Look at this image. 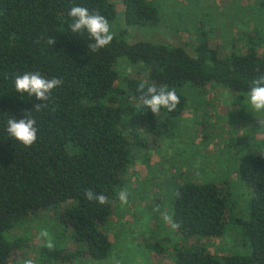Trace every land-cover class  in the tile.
Here are the masks:
<instances>
[{
    "label": "trees",
    "instance_id": "trees-1",
    "mask_svg": "<svg viewBox=\"0 0 264 264\" xmlns=\"http://www.w3.org/2000/svg\"><path fill=\"white\" fill-rule=\"evenodd\" d=\"M73 3L109 20L110 46L93 52L86 34L68 31ZM254 3L238 17L222 14L223 21L217 12L200 11L192 21L191 55L164 43H129L130 29L160 26L164 11L155 0H0V264H20L28 239L14 231L38 221L42 212L53 213L55 230L39 260L74 264L110 258L115 244L107 227L141 153L170 136L193 95L230 91L242 111L248 84L264 73V23L255 26L251 19L262 18L264 0ZM121 61L143 73L123 75ZM25 71L57 77L63 84L47 101L21 97L13 76ZM140 84L175 89L180 102L171 112L153 114L143 106ZM27 113L39 129L29 147L4 132L8 117ZM205 124L200 126L209 138ZM233 137L222 152L239 154L237 149L256 141L255 135ZM239 175L252 191L247 218L235 214L236 201L226 183L189 179L176 185L171 220L185 241L222 238L234 227L250 252L218 255L191 244L176 247L175 264H264V151L243 156ZM86 189L105 195L106 202L86 200ZM69 243L79 248L72 251Z\"/></svg>",
    "mask_w": 264,
    "mask_h": 264
},
{
    "label": "rangeland",
    "instance_id": "rangeland-1",
    "mask_svg": "<svg viewBox=\"0 0 264 264\" xmlns=\"http://www.w3.org/2000/svg\"><path fill=\"white\" fill-rule=\"evenodd\" d=\"M155 3L164 11L160 26L130 29L129 43H164L183 47L191 55H194L192 21L200 11L217 12V19L223 21L222 14L227 18L238 17L242 10L255 5L254 0H155ZM259 14L262 18L257 16L256 20L255 15L251 17L255 26L264 23V9ZM261 52L264 54V49ZM119 70L123 75L143 73L141 68L130 67L125 61H121ZM191 100V105L178 119L170 136L151 144V150L141 153L140 161L131 170L130 185L125 190L127 202H116L114 215L107 227L115 244L110 258L104 262L81 260L74 264H175L176 247L191 244H203L218 255L250 252L243 246V240L234 227L229 226L222 238L192 241L182 240L173 227L171 209L175 188L189 179L226 183L236 201L235 214L247 218L252 191L241 180L239 167L246 154L264 151V116L252 114L244 108L241 111L235 105L232 92L209 90L203 96L193 95ZM205 122L210 126V131L206 132L210 133L209 138H204L205 132L200 126ZM256 130L258 133L254 134ZM239 134L255 135L256 141L250 142V148L246 150L236 148L239 154H234L235 151L229 153L227 149L222 152L224 145L229 141L234 143L233 136ZM52 218L53 213L42 212L35 223L26 225L23 230L15 229V234L27 235L28 239V248L22 253L20 264H51L39 260L38 256L55 230L54 222L50 221ZM68 245L72 251L79 248L73 243Z\"/></svg>",
    "mask_w": 264,
    "mask_h": 264
},
{
    "label": "clouds",
    "instance_id": "clouds-1",
    "mask_svg": "<svg viewBox=\"0 0 264 264\" xmlns=\"http://www.w3.org/2000/svg\"><path fill=\"white\" fill-rule=\"evenodd\" d=\"M67 19L68 31L77 36L86 34L92 41L88 47L93 52L105 49L114 40V32L109 20L86 6L73 3L67 11ZM48 43L52 44L54 41L50 39ZM62 84L61 79L46 78L38 71H25L13 76V87L16 93L21 97H34L39 101H47ZM139 89L142 92L144 108L153 114L159 113L162 109L171 112L180 102L175 89L166 85L145 87L144 84H140ZM241 103L248 112L264 116V73H260L250 81ZM4 132L9 139L29 147L37 142L39 129L36 119L27 113L20 119L8 117L4 122ZM83 195L86 200L100 205H103L107 199L105 195L91 189H86ZM127 196L128 193L125 191L118 193L121 202L126 203Z\"/></svg>",
    "mask_w": 264,
    "mask_h": 264
}]
</instances>
